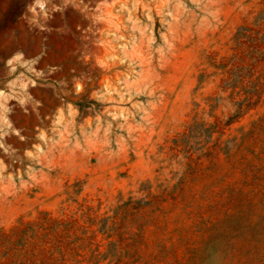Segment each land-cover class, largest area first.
Here are the masks:
<instances>
[{
  "label": "rangeland",
  "instance_id": "374dc122",
  "mask_svg": "<svg viewBox=\"0 0 264 264\" xmlns=\"http://www.w3.org/2000/svg\"><path fill=\"white\" fill-rule=\"evenodd\" d=\"M0 264H264V0H0Z\"/></svg>",
  "mask_w": 264,
  "mask_h": 264
},
{
  "label": "crops",
  "instance_id": "0c3cea01",
  "mask_svg": "<svg viewBox=\"0 0 264 264\" xmlns=\"http://www.w3.org/2000/svg\"><path fill=\"white\" fill-rule=\"evenodd\" d=\"M8 88H11L15 91V93H10L8 96H3V98L5 97L4 98L5 102L9 100L11 101V104L14 105L11 110L7 111V115H6L7 117L11 118L22 111H27L26 106H24V103L28 102V98L26 97L28 90L26 79L22 76L15 77L10 82ZM13 97H15L17 100L13 101L12 100Z\"/></svg>",
  "mask_w": 264,
  "mask_h": 264
}]
</instances>
